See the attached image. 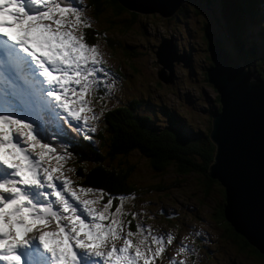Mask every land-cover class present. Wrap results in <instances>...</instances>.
<instances>
[{"label": "snow or ice", "instance_id": "1", "mask_svg": "<svg viewBox=\"0 0 264 264\" xmlns=\"http://www.w3.org/2000/svg\"><path fill=\"white\" fill-rule=\"evenodd\" d=\"M75 3L0 0V264H155L174 242L171 232L134 244L142 225L124 234V222L105 214L111 199L104 212L90 207L103 193L97 201L78 199L71 181L46 166L64 159L45 141L71 139L65 125L85 139L96 131L66 101L83 107L82 94L107 83L96 47L75 34L89 26ZM186 250L181 241L177 255ZM169 264L187 261L174 256Z\"/></svg>", "mask_w": 264, "mask_h": 264}, {"label": "rangeland", "instance_id": "2", "mask_svg": "<svg viewBox=\"0 0 264 264\" xmlns=\"http://www.w3.org/2000/svg\"><path fill=\"white\" fill-rule=\"evenodd\" d=\"M181 6L185 11H179L178 17L172 15L176 9L168 17H162L158 13L132 16L121 12L123 14L115 15L108 9L96 15L91 14V8L89 11L85 10L84 17L89 26H94L98 32L97 42L92 46L96 47L98 55L102 54L105 62L112 67L104 65L108 73L105 77L106 84L93 85L95 90L91 98L95 102L105 100L100 110H110L117 105L129 106L138 98L143 99L142 103L134 109L140 115L142 112L156 114L155 119L160 122L161 111L169 109L176 111L184 118L186 125L194 130L204 131L208 128L210 110L216 107L217 101L213 86L205 80V69L210 56L203 38L204 26L206 25L207 30H214L213 33L220 37V46L226 44L230 47L231 42L224 36L222 19L211 13L204 0H181ZM78 7L84 9L81 4ZM260 7L263 17L264 6ZM262 17L256 18L257 26L263 23ZM162 38H166L178 52L185 54L188 61V68L182 62L173 66L174 78L168 83L156 77V70L160 65L155 60L154 50ZM247 40L252 41L253 37H247ZM148 101L154 106H150ZM199 110L205 111L206 116ZM102 127L100 115L98 131ZM96 142L95 138L94 143L98 147ZM138 156L135 151L129 154L131 158ZM194 160L197 161L195 157ZM170 170L166 172L162 182L166 196L161 193H142L139 190V194L127 195L117 208L121 211L133 209L135 216L150 223L146 227L149 226L153 231H170L175 240L167 245L166 255L169 259L175 256L178 260L188 261V264H264L262 258L244 250L238 252L231 242L218 236L216 221L211 213V206L217 196H212L211 193L205 196L199 190L192 172L186 177H179ZM142 173L144 174L143 171ZM159 208L161 212H158ZM181 241L188 246V250L177 255ZM151 247L155 249L156 245L152 244ZM157 259L158 257L155 264Z\"/></svg>", "mask_w": 264, "mask_h": 264}, {"label": "trees", "instance_id": "3", "mask_svg": "<svg viewBox=\"0 0 264 264\" xmlns=\"http://www.w3.org/2000/svg\"><path fill=\"white\" fill-rule=\"evenodd\" d=\"M213 1L216 0H204L211 13L223 21L222 27L226 35L224 36L231 42L229 49L227 46L225 49L228 55L233 61L247 60L254 65L259 77L264 79V21L259 26L256 25V18L262 17L260 5L264 6V0ZM87 2L91 5L92 14L96 15L107 9L113 11L115 15L123 14L121 12L132 16L139 14L125 8L120 0H87ZM245 3L248 5L246 6ZM179 11H185L184 7L178 8L175 17H178ZM262 18L264 20V16ZM108 21L110 22L109 19ZM205 26L203 31L206 42L209 40L218 42L216 39L220 37H214L212 31L207 30ZM85 29L87 39L96 41L98 34L96 28L88 26ZM247 37H253V40L248 41ZM142 100L137 98L134 103ZM148 104L154 106L150 101ZM175 112L162 110L163 118L159 122L149 113L138 114L133 108V103L129 106L117 105L110 110H100L103 127L95 136L98 147L94 142L87 140H78L72 147L74 157L71 164L72 167L74 166L73 176L76 182L87 185L89 189L102 190V192L95 191L98 194L97 198L103 193V199L99 202L111 199L112 205L108 213L111 216L114 214L117 219L124 222V225H128L133 233H136L137 224L140 222L133 215L135 211L133 209L119 213L116 211L124 197L132 193L139 194L141 193L139 190H142V193H161L166 196L162 182L168 170L172 169L179 177H186L192 172L198 182L199 190L203 191L205 196L209 193L217 196L211 206V213L213 220L216 221L218 236L231 242L238 252L244 250L264 258L242 234L232 229L228 220L220 215L225 196L223 189L216 178L205 172L212 161V143L204 131L194 130L186 125L184 119L180 116V120ZM151 122L154 124H150ZM132 151L137 152L139 156L129 157ZM134 241L137 243L136 240Z\"/></svg>", "mask_w": 264, "mask_h": 264}, {"label": "water", "instance_id": "4", "mask_svg": "<svg viewBox=\"0 0 264 264\" xmlns=\"http://www.w3.org/2000/svg\"><path fill=\"white\" fill-rule=\"evenodd\" d=\"M180 1L144 0L141 5L168 16ZM120 2L128 7L125 0ZM207 50L213 65L205 70L206 80L219 93L220 110L210 115L208 137L215 151L205 172L224 186L220 215L264 256V80L246 62L230 66L217 43H208ZM154 54L168 70L167 74L163 68L157 72L163 81L171 80L173 60H181L184 66L188 63L185 54L177 53L166 38L158 42Z\"/></svg>", "mask_w": 264, "mask_h": 264}, {"label": "clouds", "instance_id": "5", "mask_svg": "<svg viewBox=\"0 0 264 264\" xmlns=\"http://www.w3.org/2000/svg\"><path fill=\"white\" fill-rule=\"evenodd\" d=\"M218 1V0H217ZM79 4H81L82 5V7L84 8L83 10H82V15H83V17H84V12H85V10H90V8H91V5L90 4H88V2H87V0H76V3H75V5L74 6H78ZM181 6V1H180V5L176 8V11L172 14V15H174L175 16V14H176V12H177V10H178V8ZM125 8H128V7H126L125 6ZM129 10H132V11H135V10H133V9H130V8H128ZM210 9V8H209ZM262 10V9H261ZM137 12V11H136ZM139 13V12H138ZM153 13H158L160 16H162V17H168V16H170V15H168V16H163V15H161L159 12H157V11H154V12H152V13H148V14H153ZM91 14H92V10H91ZM139 14H141V13H139ZM142 15H145V14H142ZM74 19V18H73ZM81 28H82V31H81V34L84 36V40L87 42V43H90V44H93V43H95V42H97V40L96 41H89L88 39H87V37H86V33H85V27H83V25H81ZM210 31H212L211 33H212V35L214 36V37H219V36H216L214 33H213V31L214 30H210ZM225 34V33H224ZM226 36V35H225ZM203 38H204V33H203ZM227 39V38H226ZM161 40V39H160ZM205 40V39H204ZM216 40H219V39H216ZM205 42H206V40H205ZM212 42H214V41H208V42H206V45H208V43H212ZM214 43H217L218 44V46L221 48V50L224 52V54L226 55V57L228 58V61L231 63L230 64V66L232 65V63H234V62H238L239 60H236V61H233L231 58H230V56L228 55V51H226L225 49H227V47H226V44H224V45H219V43L218 42H214ZM175 47V46H174ZM156 48V47H155ZM228 49H229V47H228ZM175 50H176V52L178 53V51H177V49L175 48ZM230 53V52H229ZM102 55V54H101ZM154 56H155V54H154ZM242 56H244L243 55V53H242ZM103 57V56H102ZM244 59H245V56H244ZM155 60H156V58H155ZM210 60V62H209V64L206 66V69H207V67H209V66H211V65H213V61L211 60V59H209ZM242 60L240 59V61L239 62H241ZM245 62L247 63V64H249L248 62H247V60H244V63L242 62L241 64H245ZM183 63V62H182ZM104 64L105 65H107V67H109V68H112L110 65H108L106 62H105V60H104ZM174 64H176V63H174ZM174 64L172 65V76H171V80L170 81H163L162 79H160L159 77H158V75L156 76L160 81H162V82H164V83H168V82H172L173 81V78H174V74H173V66H174ZM177 64H179V63H177ZM188 64V63H187ZM183 65V64H182ZM253 65V64H252ZM159 68L156 70V73L160 70V66H158ZM187 67V66H186ZM253 67H254V65H253ZM188 68V67H187ZM255 68V67H254ZM205 69V70H206ZM256 70V69H255ZM257 71V70H256ZM168 73V71H165V74H167ZM205 77H206V74H205ZM258 77H259V75H258ZM259 78H261V77H259ZM206 79H207V77H206ZM205 79V80H206ZM264 80V79H263ZM207 81V80H206ZM208 82V81H207ZM209 84H211V86H212V83L211 82H209ZM213 89L215 90V87H213ZM82 96H83V98H84V100H86V101H88L87 100V94H86V92L85 93H83L82 94ZM218 96H219V93L215 90V99L217 98V104H216V107H215V109L210 113V115L212 114V113H214L215 111H219L220 110V104H219V101H218ZM91 100L92 101H88L90 104H92L93 105V108H94V110H99V112H100V106H102L103 105V103H104V101L105 100H103V101H100V102H95L92 98H91ZM134 101H136V99L134 100ZM151 102V101H150ZM141 103H142V101H139V102H135L134 104H133V108H136L138 105H141ZM169 110V109H168ZM171 111H174V110H171ZM201 113H204L205 114V116H206V112L205 111H201V110H199ZM143 114H144V112H142ZM146 113H148V112H146ZM176 113V112H175ZM149 114L154 118V120H155V116H156V114H151L150 112H149ZM176 115H178L177 113H176ZM209 115V120H208V128L206 129V130H204V132H205V134H206V137L209 139V141L212 143V145H213V155H214V151H215V144H214V142L208 137V132H209V130H210V128H211V123H210V119H211V116ZM158 117V119H159V116H157ZM178 117H179V119L181 120V117L178 115ZM161 118H163V117H161ZM99 119H100V115H99V117H98V121H99ZM184 119V118H183ZM160 121H161V119H160ZM204 122H206V118L204 119ZM199 131H203V130H199ZM73 157H74V155H73V150L72 149H69V152H67L66 153V157H65V159H64V161L66 162V171L68 172L69 171V173L72 175V173H73V170H74V166L72 167V164H71V160L73 159ZM212 160H213V156H212ZM212 162V161H211ZM210 162V163H211ZM209 163V164H210ZM219 181V180H218ZM220 183V182H219ZM80 184V183H79ZM83 185V184H82ZM220 185H221V187H222V189H223V193H224V186L220 183ZM128 195H130V194H128ZM225 195V194H224ZM124 198H126V197H124ZM224 203H225V201H224ZM102 206L104 205L102 202L100 203ZM104 208V207H103ZM158 212H161V208H159L158 209ZM109 214V213H108ZM173 214V213H172ZM110 215V214H109ZM168 215H171L170 213L168 214ZM111 216V215H110ZM138 221L140 222V224H150V223H148V222H146V221H144L143 219H138ZM128 226V225H127ZM129 227V226H128ZM139 242V240H137V243ZM260 255V254H259ZM257 256V255H256ZM261 258V257H260Z\"/></svg>", "mask_w": 264, "mask_h": 264}, {"label": "bare ground", "instance_id": "6", "mask_svg": "<svg viewBox=\"0 0 264 264\" xmlns=\"http://www.w3.org/2000/svg\"><path fill=\"white\" fill-rule=\"evenodd\" d=\"M134 2H137V4L135 5V3L134 2H131L130 0H125V4L130 8V9H133V10H135V11H137V12H139V13H141V14H148V13H152V12H154V11H149V10H144V6L143 5H141V2L143 1L144 2V0H133ZM148 2V6L150 5V2L149 1H147ZM141 5V7H143V8H141L139 5ZM144 4H146V3H144ZM135 8V9H134ZM160 57V56H159ZM169 60V59H168ZM167 60V61H168ZM171 60V59H170ZM164 62H165V60H164ZM174 62H177V63H179V62H182L181 60H178V61H175V60H173L172 61V65L174 64ZM159 65H160V68H163L165 71H168L167 70V68L165 67V66H163L159 61L157 62ZM220 104V103H219Z\"/></svg>", "mask_w": 264, "mask_h": 264}, {"label": "flooded vegetation", "instance_id": "7", "mask_svg": "<svg viewBox=\"0 0 264 264\" xmlns=\"http://www.w3.org/2000/svg\"><path fill=\"white\" fill-rule=\"evenodd\" d=\"M243 58H244V56H243ZM242 62L244 63V60H242L241 63H242ZM176 64H177V63H176ZM174 65H175V64H174ZM214 109H215V107H213L210 111L212 112ZM235 247H236V246H235ZM257 256H258V255H257ZM258 257H261V256H258ZM261 258L264 260L263 257H261Z\"/></svg>", "mask_w": 264, "mask_h": 264}]
</instances>
